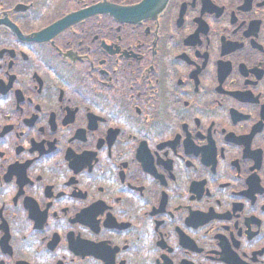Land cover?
Returning <instances> with one entry per match:
<instances>
[{"label": "flooded vegetation", "instance_id": "obj_1", "mask_svg": "<svg viewBox=\"0 0 264 264\" xmlns=\"http://www.w3.org/2000/svg\"><path fill=\"white\" fill-rule=\"evenodd\" d=\"M0 264H264V0H0Z\"/></svg>", "mask_w": 264, "mask_h": 264}]
</instances>
